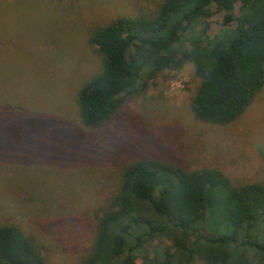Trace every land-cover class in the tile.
Segmentation results:
<instances>
[{"label":"rangeland","instance_id":"1","mask_svg":"<svg viewBox=\"0 0 264 264\" xmlns=\"http://www.w3.org/2000/svg\"><path fill=\"white\" fill-rule=\"evenodd\" d=\"M161 2L0 0V226L21 227L48 264L88 254L128 163L158 159L264 185V88L236 121L204 122L191 109L200 80L187 64L150 80L106 126L82 123L78 92L102 67L91 32ZM209 22L214 36L223 14L214 8ZM170 246L159 239L150 253Z\"/></svg>","mask_w":264,"mask_h":264},{"label":"trees","instance_id":"2","mask_svg":"<svg viewBox=\"0 0 264 264\" xmlns=\"http://www.w3.org/2000/svg\"><path fill=\"white\" fill-rule=\"evenodd\" d=\"M214 8L223 27L210 36ZM89 44L102 67L77 95L88 128L106 126L150 80L187 64L200 80L191 109L204 122L236 121L264 88V0H163L153 13L94 29ZM166 238L171 246L152 255V244ZM196 262L264 264V185L239 187L220 170L190 171L158 159L128 163L77 264ZM0 264L48 262L21 227L3 225Z\"/></svg>","mask_w":264,"mask_h":264}]
</instances>
